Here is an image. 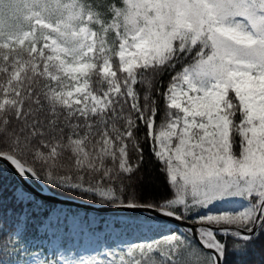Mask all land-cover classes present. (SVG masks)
Returning <instances> with one entry per match:
<instances>
[{
	"label": "snow or ice",
	"instance_id": "6c2138e0",
	"mask_svg": "<svg viewBox=\"0 0 264 264\" xmlns=\"http://www.w3.org/2000/svg\"><path fill=\"white\" fill-rule=\"evenodd\" d=\"M0 264H264V0H0Z\"/></svg>",
	"mask_w": 264,
	"mask_h": 264
},
{
	"label": "trees",
	"instance_id": "16d2710c",
	"mask_svg": "<svg viewBox=\"0 0 264 264\" xmlns=\"http://www.w3.org/2000/svg\"><path fill=\"white\" fill-rule=\"evenodd\" d=\"M258 259H259V255L258 254H256V255H254L253 257H252V260L255 262V261H258Z\"/></svg>",
	"mask_w": 264,
	"mask_h": 264
}]
</instances>
